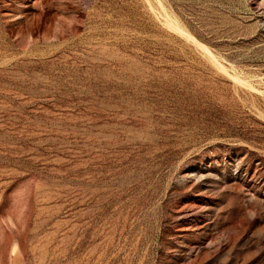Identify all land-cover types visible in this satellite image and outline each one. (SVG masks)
I'll use <instances>...</instances> for the list:
<instances>
[{"label":"rangeland","instance_id":"1","mask_svg":"<svg viewBox=\"0 0 264 264\" xmlns=\"http://www.w3.org/2000/svg\"><path fill=\"white\" fill-rule=\"evenodd\" d=\"M0 264H264V0H0Z\"/></svg>","mask_w":264,"mask_h":264},{"label":"bare ground","instance_id":"2","mask_svg":"<svg viewBox=\"0 0 264 264\" xmlns=\"http://www.w3.org/2000/svg\"><path fill=\"white\" fill-rule=\"evenodd\" d=\"M153 6V5H152ZM163 10V9H162ZM155 12V11H154ZM157 13V12H156ZM162 17H164V24L171 29L172 31H174V33H178L181 35L182 38H184L185 41H188L189 43H192L197 49H199L201 51V53L207 58V60H209V62L211 61L214 66L221 70V71H225L224 67L220 66L217 63V59H215V57L210 53V50H208V47L206 45H204L203 43L199 42L198 40H196L193 35L186 30V28H184L181 23H179L174 17H170L169 13L166 14V10L163 14ZM158 16V15H157ZM163 22V21H162ZM164 25V26H165ZM179 35V36H180ZM210 62V63H211ZM219 62V61H218ZM239 76V75H238ZM232 79L237 83V84H243L245 85L241 80H239V78L237 76H233ZM233 81V82H234ZM236 84V85H237Z\"/></svg>","mask_w":264,"mask_h":264}]
</instances>
